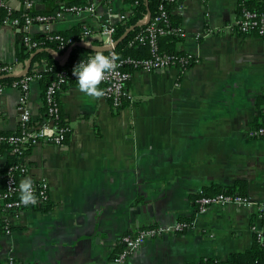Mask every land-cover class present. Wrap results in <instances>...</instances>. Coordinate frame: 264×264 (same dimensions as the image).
<instances>
[{"label": "crops", "instance_id": "crops-1", "mask_svg": "<svg viewBox=\"0 0 264 264\" xmlns=\"http://www.w3.org/2000/svg\"><path fill=\"white\" fill-rule=\"evenodd\" d=\"M2 1L19 16L62 10L56 0H33L31 8L24 0ZM95 1L92 13L53 18L49 31L75 34L79 28L81 35L87 27L92 34L82 42L103 48L99 31L107 11L127 13L130 5ZM245 1L186 0L181 12L173 11L187 36L173 45L161 41V49L185 52L195 64L183 72L175 66L133 71L127 84L133 101L122 108L86 96L77 83L62 90L60 112L70 128L64 143H36L23 157V176L44 178L48 200L16 210L0 202V264H110L122 234L173 225L182 217L190 218L188 228L144 241L127 264L225 260L250 248L254 226L264 235L257 206L264 199V137L247 136L248 128L264 125V36L235 30ZM4 15L0 10V61L15 64L19 73L27 61L17 60L26 32L3 24ZM202 31L209 33L195 36ZM28 32L45 31L34 22ZM30 69L42 71L45 62L31 60ZM20 95L15 86L1 87L0 132L19 126ZM42 99L35 78L28 95L32 119L43 115ZM5 164L1 155L0 170ZM236 181H242L239 189L253 201L250 206L214 204L196 212V195Z\"/></svg>", "mask_w": 264, "mask_h": 264}, {"label": "built area", "instance_id": "built-area-1", "mask_svg": "<svg viewBox=\"0 0 264 264\" xmlns=\"http://www.w3.org/2000/svg\"><path fill=\"white\" fill-rule=\"evenodd\" d=\"M107 6L110 4V0H104ZM174 2L172 8L169 10L164 7L162 3L158 4L156 14L150 17L149 21L145 24V28L135 33L128 41V45H144L147 46L149 51L148 57L143 58H130L117 59V67L105 74L104 79L100 82V88L103 90L105 99L110 101V104L114 108H122L127 103L133 101L132 94L128 88V82L131 79L132 73L124 69V64H128L136 70H144L147 72L155 70H164L172 68L173 66L180 69L181 72L190 68L189 58L184 56H176L173 54L163 53L159 50L158 39L159 37L172 33L180 38H185L187 32L181 26L170 27L169 14L173 11L181 12L184 8V2L186 0H171ZM26 7L31 8L33 6V0H24ZM0 7L4 9L5 15L3 16L2 23L10 24L12 26L23 28L25 34L23 40L25 45L30 49L38 47L36 41H34L28 32L32 23L37 22L42 26L45 32L50 30V23L53 18H59L63 12H75L80 13L86 11L92 13L96 8L95 0H88V3L84 6L70 5L65 6L62 10L56 11L54 15L49 14H36L30 15L23 13L22 15H13L12 8L0 0ZM116 16L118 20H123L126 17V13L122 12L117 15L109 9L105 16L103 25L99 33L102 35L101 46L107 48V54L114 52V33L115 24L112 22V18ZM145 16L141 19L144 20ZM235 30L239 34L255 33L260 36H264V11H257L243 6L241 8L239 17L236 21ZM209 31L198 32L196 37L200 35L205 36ZM91 30L84 27L82 30L80 41H85L91 36ZM55 39H59L62 42L70 43L71 38L64 39L59 35L54 36ZM196 62V60H195ZM194 62V64H195ZM18 69L15 64L4 63L0 61V75L17 74ZM37 78V75L25 74L19 77V80L13 81L12 86L17 87L20 92L19 98V110H20V132L18 134L3 135L0 134V143L8 142L12 144V152H20L25 146H32L39 142H51L54 144H62L66 136L70 132V128L67 125H59L57 121L61 116L59 98L57 96L58 90L61 88V84L66 82L67 79H73L76 81L73 75L72 68L69 70H63L57 74V78L50 82V84L44 90V102L46 103V119L39 122L37 125H28L31 114L28 105L29 95V83L31 80ZM1 89V88H0ZM125 105H122V104ZM247 136L250 138L264 137V125L248 128ZM21 170L26 173V166H23ZM35 194L37 195V202L35 204L24 205L20 203L19 198L12 199L11 196L19 191L18 186L12 176H8L6 179V190L0 192V202L5 209L16 210L30 205H37L45 203L48 200L49 186L44 178L33 179ZM196 212L204 213L211 205L214 204H236V205H251L253 201L243 194H225L218 193L214 195L200 194L195 200ZM258 209L264 214V199L257 203ZM190 226V222L177 221L173 225H153L143 227L137 230L135 233H124L118 239V250L111 259L110 264H127L128 257L133 250L138 248L144 241L152 238L159 237L166 233H181ZM8 223L5 222V228L8 229ZM254 232L258 242L264 246V235L256 229ZM6 229V230H7Z\"/></svg>", "mask_w": 264, "mask_h": 264}, {"label": "trees", "instance_id": "trees-1", "mask_svg": "<svg viewBox=\"0 0 264 264\" xmlns=\"http://www.w3.org/2000/svg\"><path fill=\"white\" fill-rule=\"evenodd\" d=\"M58 3V6L63 9L65 6L70 5H76V6H84L88 3V0H84L82 2H79L77 4H70L66 0H56ZM125 2L129 3L130 8L126 13V17L123 20H119L117 23H115V33L114 38L115 40L126 30L130 25L135 24L137 21L141 20L145 14L147 9L150 11V17H153L156 14V9L158 4L162 3L166 9L172 8L174 2L171 0H125ZM147 4V6H146ZM243 6H246L249 9L257 10V11H264V0H247L244 2L243 5H241V8ZM240 8V11H241ZM0 10H4L2 7H0ZM35 10L32 9L28 12L30 15H35ZM13 15H17L13 12ZM170 27L175 26H181L177 23V17L173 15L172 13L168 16ZM145 28V24L140 25L132 29L126 37L121 40L115 47L114 52L117 54V59H125L127 57L130 58H143L149 56V51L147 46L144 45H128V41L131 39V37L137 33L142 31ZM79 31V28H77ZM78 31L75 32V34L67 33V32H39L34 35L30 34L32 39L37 42L38 47L37 48H52L55 51H57L59 54H62L66 51V49L69 47L70 44L73 42L79 41L81 38V35H78ZM59 35L66 38H71L70 43H65L60 41L59 39H55L54 36ZM181 38L177 35H174L172 33L163 35L159 37L158 39V46L159 50L163 53L167 54H173L176 56H184L189 58L190 63H192L189 67H191L195 60H197L194 56H191L185 52L176 51L173 47H170L168 49H161V41L166 42L167 44L173 45L174 42L180 40ZM35 49H30L25 43L22 44L21 50L17 53V60L20 62H23L24 60L28 59L31 53L35 51ZM94 50L86 49L83 47L75 46L73 47L66 59L62 62H59L53 58V56L42 49L41 51L37 52L33 57L32 61H44L45 62V69L39 72H34L31 69L27 72L28 75H37V79L40 82L41 89H42V97L44 96V90L45 88L50 84L51 81L55 80L57 78V74L60 73L63 70H69L73 68V66L79 61V59L86 58L91 52ZM104 51V50H103ZM106 54L107 51H104ZM124 69L129 70L131 73L135 71L133 67L129 66L128 64H124ZM19 80V77H7L4 79H0V88L5 86H11L13 81ZM71 83H77V81L73 79H67L66 82H63L61 84V88L58 90L57 96L59 98L60 93L62 90ZM43 101V115L37 119L30 118V121L28 125H37L39 122H42L46 119V103ZM122 105H125L124 103ZM66 121L64 120L63 115L60 116L59 120L57 121V124L59 125H66ZM260 126V125H258ZM20 124L17 127L15 131L12 132H0V134L3 135H9V134H18L20 132ZM32 146H25L20 152H12V144H9L8 142H2L0 143V156L6 155V164L5 166L0 170V192H4L6 190V179L8 176H12L17 184L19 186V181L21 177L24 175V172L21 170L23 166H26L23 157L27 154V152L30 150ZM242 181H236L235 184L231 186H218V185H211L210 187H207L204 189L200 194L203 195H214L218 193H225V194H244L240 189L239 186H241ZM200 194L196 195L195 200L200 196ZM12 199L19 198V191L11 196ZM181 221L190 222V218L182 217ZM3 225V224H2ZM5 228V224L3 225ZM147 227V226H146ZM10 228V227H8ZM7 229V228H5ZM197 264H264V246L254 238L253 244L250 246V248L241 251V252H234L231 253V255L225 259L220 260L217 258L212 257H205L201 258V260Z\"/></svg>", "mask_w": 264, "mask_h": 264}, {"label": "clouds", "instance_id": "clouds-1", "mask_svg": "<svg viewBox=\"0 0 264 264\" xmlns=\"http://www.w3.org/2000/svg\"><path fill=\"white\" fill-rule=\"evenodd\" d=\"M117 67V54L112 52L105 54L102 49L91 52L86 58L79 59L73 66L72 72L78 84V88L86 96L99 97L103 90L98 87L106 73ZM19 201L24 205L35 204L33 179L31 176H23L19 181Z\"/></svg>", "mask_w": 264, "mask_h": 264}, {"label": "water", "instance_id": "water-1", "mask_svg": "<svg viewBox=\"0 0 264 264\" xmlns=\"http://www.w3.org/2000/svg\"><path fill=\"white\" fill-rule=\"evenodd\" d=\"M147 6V4H146ZM150 19V11L147 9L146 11V14H145V19L144 20H139L137 21L135 24L133 25H130L126 30H124V32L115 40L114 42V47L121 41L123 40L126 35L132 30L134 29L135 27L137 26H140V25H143V24H146ZM75 46H79V47H83V48H86V49H90V50H97V49H102L104 51H107L108 49L107 48H98V47H94L86 42H82V41H76V42H73L72 44L69 45V47L66 49V51L63 53V54H59V55H56L54 53V51L50 48H39L37 50H35L30 56L29 58L27 59L26 63L24 64L22 70L17 73V74H7V75H0V79H4V78H7V77H21L25 74H27L28 70H29V67H30V64H31V60H32V57L39 51H41L42 49H44L45 51H47L48 53H50L53 58L57 61H60L62 60L63 58H66L70 52V50L75 47Z\"/></svg>", "mask_w": 264, "mask_h": 264}]
</instances>
